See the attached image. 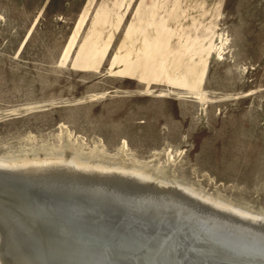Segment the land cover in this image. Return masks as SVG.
I'll return each instance as SVG.
<instances>
[{"label": "rangeland", "instance_id": "rangeland-1", "mask_svg": "<svg viewBox=\"0 0 264 264\" xmlns=\"http://www.w3.org/2000/svg\"><path fill=\"white\" fill-rule=\"evenodd\" d=\"M0 165H74L259 223L264 0H0ZM43 206L0 200L14 221Z\"/></svg>", "mask_w": 264, "mask_h": 264}, {"label": "water", "instance_id": "water-1", "mask_svg": "<svg viewBox=\"0 0 264 264\" xmlns=\"http://www.w3.org/2000/svg\"><path fill=\"white\" fill-rule=\"evenodd\" d=\"M13 175L0 172V189L6 192L7 186H13L22 193L30 192L32 201L37 204H52L58 211L53 213L56 221L64 223L67 231L77 233L79 238L75 237L72 242L77 246H82V241L86 240L99 241L92 228H107L129 248L138 247L136 264H264V219L254 230L205 215L204 210L209 207L202 211L191 210L188 205L165 207L161 199L143 204L134 188L143 192L151 190L144 182L129 191L119 186L105 187L111 183L101 185L95 180L75 190L68 189L71 186L66 184L63 189L53 186L45 191L42 186L31 189L29 182H21ZM113 220L116 223H110ZM5 229L0 218V234ZM41 261L43 259L28 263L40 264Z\"/></svg>", "mask_w": 264, "mask_h": 264}, {"label": "bare ground", "instance_id": "bare-ground-1", "mask_svg": "<svg viewBox=\"0 0 264 264\" xmlns=\"http://www.w3.org/2000/svg\"><path fill=\"white\" fill-rule=\"evenodd\" d=\"M16 171L17 170L14 167H6L0 165V172L13 173V176L21 180V182H23L22 180L29 182L27 183V185H29L31 189H36L38 188V186L44 187L45 191L47 187L51 188L53 186L55 188L57 187V189H63L67 184V186H71V188L68 189L75 190L81 188L83 185L85 186L86 184H89V181L94 180L101 185L106 184L104 182H110L111 184L108 183L107 185H105V187H114V184L110 180V178L113 177L112 174H108L107 176L105 175L101 177H95L92 175L94 173H91V171L84 172L74 165L68 168V170L64 168L63 170L58 169L55 165L52 167H47V165H44L39 169L28 170L23 173ZM118 179L124 181V177L122 176H118ZM144 183L148 184L149 182ZM6 188H8V191L6 192L3 191L4 188L0 189V192L2 191L0 193L1 201H4V199H8V201H11L13 203H22L24 205L35 203L32 201L33 199H31L32 197L29 195L30 192L22 193L19 188L13 186H7ZM177 194L172 195L170 193L161 194L148 192L141 196V201L144 204L150 201L161 199L162 202L160 200L159 201L162 206H168L169 204L172 206L188 205L189 209L195 211H202L207 207L204 202L191 201L186 196H182V193ZM35 204L38 206H45L33 209L34 211L31 210L32 212L25 211V209L21 210L19 211L17 220L15 221L8 220L6 218V216L8 215L5 214L6 211L2 210V207L0 208V211L2 212H0V218L3 224H5L6 228L3 234H0V264H30L28 263L30 260L33 261L41 259H43V261H41L40 264H44L45 262H50L52 264H136V260L139 254V249H137L138 247L129 248L126 243L124 244L120 239H118L116 235L109 231V229L104 228L100 230L97 228H92L94 235L99 238V241L97 242L96 240H93V242L90 243L88 242V240H86L82 241L84 242L82 246H77L74 243L72 244L73 240H76L75 237L77 239L79 238L77 237V233L71 230L67 231L64 223H59L56 221V218L54 217L55 215L53 214L54 212L51 211L52 213H50V211L46 208L47 206L52 204ZM79 205L77 206L80 207ZM210 209L204 210V214L213 215V217L219 218L221 219V221L238 223L239 225L254 228V230L258 225L257 221L255 222V220L252 219H250L249 221L246 216H238L236 214H228L223 210ZM55 211L57 214L58 211ZM31 213H33L34 215L37 214V221H44L46 219L54 227L56 225L61 227L62 225L60 231L64 232L68 237L67 239H69V241L66 242V244H68V250L70 251L77 249L80 250L79 253L66 255L63 247L65 243L62 242V239L54 237L55 235L49 237V232L46 228L37 230L33 227V223L31 225L28 221L26 223L24 219H27V216L30 217ZM32 218H35V216ZM115 221L116 220H113L110 223H116ZM20 223H26V227H24L25 230L22 233L18 227ZM99 243L101 245H96ZM34 245H36L38 248L35 249ZM30 249H32V251H30ZM25 250L27 251L26 253L23 252ZM26 254L29 255L25 256Z\"/></svg>", "mask_w": 264, "mask_h": 264}]
</instances>
